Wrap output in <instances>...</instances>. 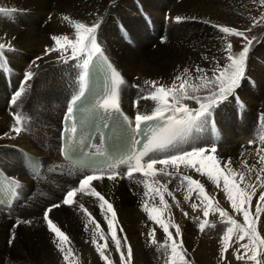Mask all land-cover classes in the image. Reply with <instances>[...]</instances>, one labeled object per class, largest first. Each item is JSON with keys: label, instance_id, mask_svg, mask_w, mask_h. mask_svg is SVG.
<instances>
[{"label": "bare ground", "instance_id": "bare-ground-1", "mask_svg": "<svg viewBox=\"0 0 264 264\" xmlns=\"http://www.w3.org/2000/svg\"><path fill=\"white\" fill-rule=\"evenodd\" d=\"M14 1L18 3L22 0H0V9L8 10L7 14L0 12V43H4L6 46L11 45L12 49H14L6 52L7 67L0 68V120L3 118L9 121L10 125L16 126V120L10 115H12V112L19 113L24 116L22 117L23 126L27 123L25 122L27 119L29 123L39 125L42 128V131L33 132V130L28 134L20 133L19 135H16L12 129L5 130L0 127V167L19 181L17 196L14 198L13 203L11 205L0 204V219L1 217L3 219L0 221V236L8 237L12 234V231L9 229L10 226L12 228L13 224L16 225L18 221H26L27 219L35 217H38L37 222L42 231L49 232L48 228L45 227L46 221L43 218L46 206L48 205L49 207L54 203L57 204V201H52L51 199L60 195V189L65 191L67 188L74 186L78 176L82 173L81 170L74 168L68 162L64 161L58 153L61 115L66 109V103L69 100L72 91L74 89L75 92L77 89L79 90V70L74 66L75 62L69 61L66 64L58 59V53H53L50 56L44 55L45 49L54 44L49 35L50 32H54L53 35L67 34L70 38L74 37V30L68 22L63 20L65 15L88 25L97 22L101 24L98 40L106 53L112 58L126 81L120 94L121 104L125 111L132 116H134L136 112V109L132 106L133 101L141 95L140 89L132 87V85L139 84L144 89H147L148 85H145V81H157L155 76L153 77L154 64L141 55L147 54L152 56L156 53L154 51L161 50L164 47V44L158 42L161 37H164V39L165 37L169 38V36L175 39L178 37H184L185 39L190 38V34L197 33L201 30L200 25H194V23L196 24V21L203 23V25H205V21H208L215 23V25L235 27L239 31H245L249 37L254 36L256 39L249 51L250 61L249 65H247L246 74L252 79H261L263 77L262 75H259V66L255 63L256 61L254 62L256 56L255 51L260 46L258 41L263 39L264 32V21L260 23L262 15L257 12L259 11V0H38L39 3L37 5L39 8L32 11L29 6L30 4L25 3H23V8L17 9ZM53 4L54 6L50 8ZM196 9H199L197 15H195L194 12ZM19 10L23 12H17ZM50 12H52L50 22L48 26L43 27L42 23L44 20H48L47 14ZM159 12L163 15V21L160 19ZM166 15L171 16L168 30L165 27L166 21L164 22V16ZM177 16L182 18L180 22L175 20ZM192 17H195V19H190ZM254 20L256 23H254ZM201 28H203V26ZM248 29H251V31H247ZM152 34L156 35V37H153ZM224 36L225 34L223 33H220L219 35V37ZM128 38L131 39L132 44L127 42ZM226 39L232 42L234 54L242 50L244 45L242 38L228 36ZM218 40L219 41L213 44L211 48L216 52L224 53V48L226 46H224L225 41L223 39ZM171 43L173 44V41ZM179 43L181 44V42ZM155 44L156 48L158 46L156 50L153 48ZM175 44L176 43L173 45ZM208 44L209 42L206 40H201L199 46L196 48L200 52L199 55L197 54V59L202 57L201 52H203L206 47H209ZM174 50L175 49H173V53H176ZM195 52L193 51V53ZM174 55L172 56L176 57V54ZM35 56L43 58L36 61V64H38L39 67L32 64L33 57ZM159 60L160 59H158V61ZM198 63V65H187L189 72L193 76V83H199V81L195 79L200 75V73L196 71L197 67L204 68L210 77L213 68L217 65L211 64L212 62H206L204 59L199 60ZM225 63L226 59L224 62L221 60L219 61V66L223 67ZM165 64L166 63L164 62L163 66L159 65V67L163 68ZM173 67L176 69L175 66ZM4 70L9 71L11 88H8L6 83ZM24 70H32L36 75L34 79L29 82L30 87L24 94H22L17 105H13L9 99V91L14 90L15 86H21L19 79L23 76ZM163 70H166V73L172 71V69L169 70L165 68H163ZM135 72L139 75L138 79L135 77ZM168 78L169 77H167V80ZM262 82V84H264V78ZM170 83L172 82H169V84ZM248 86V82H242V86L237 91L241 94L246 93L248 97H260L261 99H264V90H262L260 94H256L254 92L255 90L249 92L247 89ZM143 94H147V91ZM198 94L205 96L207 95V90L202 89ZM184 103L190 108L199 107L194 100H186ZM141 106L142 111L151 112L155 107V104L148 100L141 101ZM8 107H10L11 111H9L7 116L6 112ZM249 107L254 110V113H256V111H264V109L258 108L257 105L247 106V109H249ZM237 108L238 106H233V102L227 103L214 113V117L216 116L218 121L217 122L214 118L220 131L219 138L212 134L210 135L209 126H206L201 132L199 131L195 134L198 137V140L195 142L203 146L206 144H216L224 138L225 134L229 137H234L235 140L240 136H246L248 139L251 138L252 135L250 134H254L252 130H254L253 128L256 125V118L253 122V118L255 117L254 113L251 118L250 110H247L246 105H243L241 106L240 117H238ZM232 109H234L233 115L235 116L232 115ZM214 139H217V141ZM222 141L220 142L221 147H219V145L217 147L216 155L219 159L223 162L230 158L234 169L245 172L246 178L251 177V180H248V182L255 184L252 178H257L255 177L257 174L256 171L260 173L259 170L262 167L258 162L259 157L257 156V152L253 148H246L236 144L237 142L229 141L227 144H222ZM232 143H234L235 146L232 145ZM15 144H23L20 146L29 148L30 152L34 153L40 159L41 168L38 172H31L27 168L24 162L23 151L20 149L19 153V151L14 148ZM242 145L247 146L248 144ZM181 147L188 148L189 145L183 144ZM220 148V152L229 153L228 155L231 156L219 153L218 151ZM262 149H264V147ZM244 160L250 161V165L248 166L255 165V170L247 172L242 165ZM221 166L223 167V163ZM160 167L161 166L159 165L157 166V168ZM118 170L121 172L124 171V169H121L120 167ZM185 170L187 171L184 174L181 172V174L192 175L193 178L199 179L201 183L205 185L207 192L211 193V191H215V184L206 176L194 173L191 169ZM262 174L264 175V173ZM135 176L139 175L134 174V177ZM158 177L164 179L161 183H166L169 179V177H165L162 174H158ZM127 180H129L127 177L124 179H117L116 181L119 182L114 184L116 182L105 178L104 183L107 184L106 187H100L99 183L101 182L98 181H94L93 186H95L97 191L101 192L111 203L115 202V209H124V212H118V214H116L121 220L129 214L127 219L128 222H145L149 224L148 222L152 221L149 220L148 214L141 215L131 213H137L139 210L138 208L127 210L129 204H131L130 192L125 190L126 193L123 194V196L127 195L124 197L121 195V190L128 188V186L123 184V182ZM121 183L122 185H118ZM108 184H111L112 186L117 185L118 188L112 189L113 187ZM167 187L177 198L186 195V189L184 188H182L181 191H176L177 187H180L178 177H172L171 183H169ZM128 189H130V187ZM80 195L81 194H78L75 199ZM108 195L112 196V198ZM195 196L196 193H193L192 197ZM21 198L25 201V204H23V202L18 204V201ZM190 199L187 200V203H183V209L185 207L191 208V204L194 203V201H190ZM153 200L159 202V197L156 196ZM82 204H84L89 212L92 213V218L97 216L96 211L99 208V202L95 197L88 196V200H84ZM75 205L76 204L72 206L62 205L60 209H62V211L72 209ZM141 210H143L142 207ZM52 212L49 213V218L53 219L56 224H58L59 218L64 227L72 232L75 231L77 225L73 219L66 218V220H63L62 217H59V214L57 215V209H54ZM81 213L83 212L79 208L75 211V214ZM56 215L57 217H55ZM6 217L8 221L13 219L11 224L5 221ZM19 227L22 230H27L33 226L21 223L19 224ZM35 238L38 237L36 236ZM43 248L44 249L41 248L43 251L41 253V258L44 264H57L60 260L63 262L62 264H67L64 262L63 254L54 245ZM78 249L82 252L81 257L84 258V260L88 257L89 262L92 260L89 264H95L94 260L98 258V252L96 251L94 244L91 245L90 243L86 246L80 244ZM149 250L151 249L149 248ZM145 256L147 257V255ZM85 261L87 264L88 261Z\"/></svg>", "mask_w": 264, "mask_h": 264}, {"label": "snow or ice", "instance_id": "snow-or-ice-1", "mask_svg": "<svg viewBox=\"0 0 264 264\" xmlns=\"http://www.w3.org/2000/svg\"><path fill=\"white\" fill-rule=\"evenodd\" d=\"M264 4V0H261ZM0 12L7 14L8 10L0 9ZM181 17L177 16L175 20L181 21ZM190 19H195L192 17ZM264 20V17L261 18ZM63 20L68 22L74 30V37L70 38L67 34L53 35L51 40L54 42L53 46L45 49L44 55L50 56L53 53H58V59L64 63L69 61L75 62L74 66L79 70L78 79L80 82L79 91L75 94L66 108L65 122L70 126L64 129L65 133H70L69 139L65 140V145L62 148L63 154L67 155L72 148L69 142L74 138L78 132V124L86 125L89 118H94L101 123L102 128H108L121 142L129 141L132 150H130L126 157H121L116 161L105 160L106 166H99L96 162H85L88 166L85 174L79 180L77 186L70 188L59 204H52L44 212V220L51 233L54 234L52 243L63 254L65 261L71 264L70 257L72 256V249L66 247L69 237L64 231L49 218V213L54 209H59L62 205L72 206L77 204L78 208L89 217V223L94 224L93 240L96 251L99 256L106 262V264H113L112 259L106 255L108 249V238L100 229V225L95 223L92 218V213L82 203H77L76 197L78 194H85L95 197L99 202V208L102 210L104 219L110 232V239L115 245L116 251L119 252L120 264H130L133 250L130 244L127 243V236L118 237L116 221V212L113 204L105 198V196L97 191L93 186L94 181L103 182L105 178L115 182L117 179L129 180L135 179L134 173H139L143 176L142 181L146 191L144 196L149 199L159 197L158 206L150 205L148 200L143 202V211L148 214V218L163 229L166 234V240L161 247L165 248L168 253V264H190L186 258V249L183 248V241L174 238L173 233L169 231V227H174L177 237L181 236V229L178 224L166 223L161 218L162 209H170V205L165 200V193L175 200V195L168 190L167 185L171 183L172 177L179 178L180 187L176 191L186 189L184 199L187 201L196 193V199L200 204L192 203L193 210L198 207L203 212L204 219L199 223L201 232L205 230L206 225H209L210 212H217L222 220L226 221V230L222 236L221 257L226 258L225 253L228 252L233 237L238 241H243L247 238V243L240 245L244 250L243 255L239 254L240 249H237L238 260L247 259L253 261L254 264H264V236L260 235L257 230V220L250 214V207L252 200L257 196V187L253 183L245 182V172L234 169L232 161L229 158L227 161H221L216 155L217 147L215 144L203 146L195 141L198 137L195 135L206 126L215 125L214 113L227 103H236L242 106L237 90L242 86V82H247L246 74L247 62L249 58L250 48L256 39L254 36L249 37L245 31H239L235 27L212 25L221 33L225 34L222 39L228 36H235L242 38L244 45L242 50L238 53H233V45L231 42L226 43L225 51L227 53L226 63L223 67L219 66L217 62L216 67L212 70V75L209 77L204 68L197 67L196 71L200 73L195 79L199 83H193V76L188 69L177 75L170 86L158 84L157 81H145L148 85L144 89L139 84L132 85V87L140 89L141 95L133 101V108L136 109L134 118L128 117L121 108V90L125 85L121 73L110 62L109 57L105 53V49L101 46L98 40L99 30L101 24L99 22L92 25L74 20L65 15ZM205 23H209L205 21ZM254 23L256 21L254 20ZM247 31H251L248 29ZM11 45L0 43V68L7 67L6 52L12 51ZM43 59L37 56L32 64L39 67L36 61ZM207 59V57H205ZM102 65L106 68L109 76V86L103 94L97 93L96 97L89 98L86 92L90 91V68ZM36 73L28 70L24 73L23 83L11 98V103L17 105L22 94H24L30 87L29 82L32 81ZM138 79V78H137ZM179 82V83H177ZM207 90V95L201 96L198 93L201 90ZM147 91V94H143ZM152 101L155 107L151 112L141 110V101ZM194 100L199 107L190 108L184 101ZM77 112L80 113L79 120L77 119ZM16 126L12 131L19 135L24 131L23 118L19 113H14ZM260 119L264 121V113H261ZM261 144H264V135L259 137ZM143 141V143H142ZM254 143V141H249ZM188 144V148H183L181 145ZM139 146V147H137ZM264 149L257 150L259 157V164L262 165L260 173H264ZM103 155V153H99ZM33 169L39 167L38 160L30 161ZM223 163V167L221 164ZM120 165L126 166V171H119ZM161 166L157 168V166ZM181 166L186 169H191L194 173L201 176H206L218 188L226 194L227 199L231 202V207L237 214H242L244 224H240L227 211L219 206L215 197L210 195L199 179L193 178L192 175L181 174ZM243 167L247 172L255 170V165L248 166L247 161L243 162ZM173 169V171H169ZM158 174L169 177L166 183H161L157 179ZM259 180V177H258ZM12 181V183H9ZM5 184L9 188L14 189L19 184V181H13L11 177L5 178ZM243 185V186H242ZM260 189H264V180H259ZM150 193L152 195H150ZM258 200L261 204L256 206V213L264 212V191H260ZM176 206H180V202L176 201ZM183 211V209H181ZM111 214L110 217L108 214ZM187 216L188 213L184 212ZM170 216V213H169ZM199 219V218H197ZM31 224V221H18L19 224ZM214 226V225H213ZM87 227L85 231H87ZM122 233L123 228L119 227ZM97 233L99 239L104 240L101 244L97 240ZM150 241L152 244H157L155 238V229L149 232ZM15 239L13 235L10 243ZM123 241V243H122ZM250 253V255H249Z\"/></svg>", "mask_w": 264, "mask_h": 264}, {"label": "rangeland", "instance_id": "rangeland-1", "mask_svg": "<svg viewBox=\"0 0 264 264\" xmlns=\"http://www.w3.org/2000/svg\"><path fill=\"white\" fill-rule=\"evenodd\" d=\"M184 1H186V0H184ZM23 3L30 4L29 6L31 8V11L39 8V6L37 5L39 3L38 0H35V1L34 0H22L21 2H18V3L15 2V5H16L15 7H17V9H21V8H23L22 7ZM52 6H54V4L51 5L50 8ZM53 9H54V7H53ZM258 10H259V11H257L258 14L262 15L261 18L264 17L263 16L264 15V4L261 3V0H259ZM17 12L21 13L23 11L19 10ZM194 12H195V15H197L199 12V9H196ZM47 15H48L47 16L48 20L43 21V23H42L43 27L48 26L52 12L48 13ZM159 16H160L161 21H163L162 13L159 12ZM170 17H171L170 15L164 16V22L166 21L165 27L167 30H168L169 23L171 21ZM27 18H25V19L28 20ZM263 21L264 20L261 19L260 23H262ZM206 24L207 23H205V25H203V23L196 21V24L194 23V25H197V26L200 25L201 30H199L197 33L190 34V38H188V39H185L184 37H183L184 40L182 37H178L177 39H175V38L170 37V36H169V38L165 37V39H164V37H161L158 42H160V44H164V47L158 51V50H156L158 48V46H157V48H156V44L153 46L154 50H156L154 52H156L157 54L155 53L152 56L147 55V54L141 55V56H144V58H146L152 64H154V66L152 65L154 68L153 77L155 76V78L157 79V82L159 84L170 86L173 83V80H174L173 78H175L177 76V74L179 75V73L181 74L184 71V69H188L187 65L188 66H189V64L190 65H193V64L198 65L199 64L198 61L201 59H204L206 62H212L211 64H213V65L217 64V62H219L221 60H222V62H224V60L226 59V55H227V53L225 52V48H226L225 45L227 42H231V41L228 39H223L225 41L224 42V46H225L224 53L216 52L214 49L212 50L211 46L213 44H215L216 42H218L219 41L218 39H220V40L222 39V37H219L221 32L217 28L212 27V25H215V23L209 22L207 25ZM114 25H115V23H114ZM202 26H203V28H201ZM53 34H54V32H52V33L50 32L49 35L53 36ZM204 34H205V36H204ZM153 37H156V35H153ZM207 37H209V38H207ZM127 40H128L127 42L129 44H132V41L130 38H128ZM169 40L171 42L173 41V44L174 43H176V44L173 45ZM201 40H206L207 42H209V44H208L209 47H206V49L203 52H201L202 55L200 54L202 57L200 59H197L200 52L196 48L199 46V43L201 42ZM179 42H181V44ZM258 44L260 46L255 51L256 56H255L254 62L256 61L255 63H257V65L259 66V75H262L263 77L261 79H253L252 83L254 85L251 84V81L249 82V80H247L248 85H249L247 87V89L249 90V92L251 90L252 91L255 90L254 92L256 94H260L262 92V90H264V84H262L263 83L262 81L264 78V73H263L264 72V32H263V39L259 40ZM169 46H171V47H169ZM171 48L175 49L174 52H176V53H173V49H171ZM168 49H169V51H168ZM179 50H180V53H179ZM182 50H184V51H182ZM145 51H148V50H145ZM161 51H163V52H161ZM193 51L194 52L196 51V52L193 53ZM169 52H171L172 54ZM144 53H146V52H144ZM174 54H176V57H174L175 56ZM172 55H174V56H172ZM36 57L37 56L33 57V61L36 59ZM205 57H207V59H205ZM257 57H259V58H257ZM158 59H160V60L158 61ZM249 61H250V56L248 58L247 65H249ZM164 62L166 64L164 65L163 68L169 69V70L172 69V71L166 73V70L164 71L162 67H159V65L163 66ZM173 66H175L176 69ZM135 77L139 78V75L136 74V72H135ZM167 77H169L168 78L169 81L167 80ZM169 82H172V83L169 84ZM19 83H20V79H19ZM177 83H179V82H177ZM21 85H22V83H21ZM12 91H9V92H12ZM241 98L245 103L243 105H246V109H247V106H250V105H255V106L257 105L258 108L264 109V99L263 98L261 99L260 97L259 98L248 97L246 93H242ZM233 106L237 107L238 104L236 106V103L233 102ZM247 110H250L251 118H252V114L254 113V110L251 107H249V109H247ZM9 111H11L10 107H8V110L6 112L7 116H8ZM233 112H234V109H232V115L234 114ZM258 112L259 111H256V113H254L255 117L253 118V122H254V119L257 117ZM12 113H14V112H12ZM21 116L24 117L22 114H21ZM233 116H235V115H233ZM214 118L216 119V116ZM216 121H217V119H216ZM26 122L27 123L24 126V131H22L21 133H27L28 134V133H31L33 130H34L33 132L42 131V128L39 125L29 123V121H26ZM0 127H2L5 130L11 129L9 121H7L3 118L0 120ZM201 131L202 130H200V132ZM252 132H253V130H252ZM250 135H252L251 138H253V139H251V138L248 139V137H246V136H240V137H237L235 140L234 137L232 138V136L229 137L225 134V136L223 138L224 140L222 139L223 141L222 140L221 141H222V144H227L229 141H233L235 143L237 142L236 144H239V145L246 147V148L247 147L253 148L256 152L258 149H262L264 147V144L261 145L259 137L264 135V128L257 129L254 134H250ZM249 141H254V143L250 144ZM220 142H217L219 147H221ZM242 144H248V145L244 146ZM20 145H23V144H15L14 145V148L17 149L19 151V153H20V148H23V149L25 148V149L29 150V148H26V147L20 146ZM232 145L235 146L234 143H232ZM220 150H221V148L219 149L218 152L222 154L223 152H220ZM228 154L229 153H223V155L231 156ZM244 161H247V164L250 165V161H248V160H244ZM185 169L186 168L181 166V172L183 174L187 171ZM169 170L173 171V169H169ZM256 173L257 174L255 177H257V178H252V179H253V182L255 183L256 187H257V196L254 197L252 200V204L250 207V214L254 218H256L257 230L260 232L261 236H264V212L257 214L255 211L256 206L258 204H261V202L258 200V196L260 194V191H264V189H260L259 180H264V175L262 173H259L258 171H256ZM258 177H259V180H258ZM143 179H144L143 177L135 176L134 180H131V181L127 180V181L123 182V184L128 186V188L130 187V189L124 188L121 190L122 191V193H121L122 197L127 195L126 194L123 196V194H125L126 191L130 192V196H131L130 203L131 204H129L127 210H129L131 208H138L139 209L137 213L131 212L133 214H141V215L147 214L146 212L144 213V211L141 210V207L143 209L144 200H148V203L150 205L158 206V202L144 196V192L146 191V189H145L143 183L138 182V181H142ZM157 179H159L160 181L164 180L162 177H157ZM248 180H251V177L246 178L245 182L250 183V182H248ZM104 182L105 181L99 183V186L100 187H102V186L106 187L107 184H105ZM115 182L116 183H114V184H117L119 181L118 182L115 181ZM108 185L112 186L111 184H108ZM118 185H122V183L118 184ZM112 187H113L112 189L118 188L117 185L112 186ZM61 190L62 189H60V195L58 197H54L53 199H51L52 201H57V202L60 201L61 195L64 192L63 190L62 191ZM209 194L213 195L215 197V201H218L219 206L221 208H223L225 211H227L230 215H232L233 218L235 220H237L238 223L244 224L243 215L235 213V211L231 207V202L227 199V196L222 191V188H218L215 185V191L214 192L211 191V193L209 192ZM150 195H152V194L150 193ZM109 197L112 198V196H109ZM175 198L176 199L173 200L172 197H169L165 193V200H167L168 204L170 205V209H162L161 218L164 219L166 223H169L171 221V223L178 224L180 226L182 235L179 237L176 236L175 229H174V227H171V224L169 227V231H171L173 233L174 238L183 241V248L184 249L187 248L186 249L187 250L186 251V258L189 260L190 264H254L253 261H249L247 259L238 260L236 258V256H237L236 250L240 249L239 254L243 255L244 250L242 248H240V245L243 243H247L248 241H247V238L243 241H238L235 236L233 237L232 241H230L231 246H230L228 252L225 253L226 258L222 259V257H221L222 236H223L224 231L226 230V221L221 219V217L219 216V213H217L215 211L210 212L209 217L207 218L209 220V225H206L205 230L203 232H201L199 229V223L201 220L204 219L203 212H202L201 208L198 207L197 209L193 210L192 207L191 208L185 207L183 209L182 205H183V203H187V201L184 199L183 196H181L179 198H177V197H175ZM84 200H88V195L81 194L77 200V203H83ZM176 201L180 202L179 207L176 206ZM190 201H194V203H197L198 205L200 204V201L196 199V196L192 197L190 199ZM21 202H23V204H25V201L22 198L18 201V204H20ZM112 204H114L113 205V208H114L115 202H113ZM77 209H78L77 204L72 209H68V210H64V211H62V209H60V208L57 209L58 210L57 215L59 214V217H62L63 220H66V218H71L75 221L77 227H76L74 232H72L68 228L64 227L62 225V221L59 218H58L59 221H58L57 225L69 237V241H68L66 247H70L72 249V256L70 257L71 258L70 261H72L71 264H84V263L86 264L85 260H87L88 261L87 264H89L92 260H90V262H89L88 257H86L84 260V258L81 257L82 252H80L78 247L80 244H83L84 246H86V245L91 243V245H93L92 240H93L94 224L89 223V217L86 214H84V213L75 214V211ZM181 209H183V211H181ZM114 210H115V212L117 211L116 214H118V212L119 213L124 212V209L119 210V208H117V209L114 208ZM184 212H187L188 215L185 216ZM169 213H170V216H169ZM96 214H97V216L94 218L95 223H98L100 225V229L104 232L105 236L108 238V249L106 250V255H108L110 257V259H112L113 264H120V260H119L120 254L118 251H116L115 245H114V243H112V241L110 239V232H109V229L107 226V222L104 219V215L102 214V210L100 208H98V210L96 211ZM57 215L55 217H57ZM108 215L110 217L111 214L109 213ZM128 215L125 216V218H123L122 220L119 217H117V215H116V221L114 223L118 224L119 227L123 228L122 233L119 231V227L117 228V236L122 238L123 236L126 235L127 236V243L130 244L132 247L133 255H132L130 264H132V263L133 264H139V263L140 264H168V253L166 252L165 248L161 247L163 242L166 240V234L163 232V229L160 227V225L157 224L156 222L152 221V220H151L152 222H148L149 224H147L145 222H134V223L128 222V220H127ZM197 218H199V219H197ZM2 220L3 219L1 217L0 221H2ZM21 220H22V218H21ZM37 220H38V217L27 219L26 221H31V224H27V225L33 226L32 228H29L27 230H24V229L22 230L20 228L21 226L19 227V226H17V224L16 225L13 224L12 228H11V226L9 227V229L12 231V234L9 235L10 237L9 236L8 237L0 236V264H40V263L44 264L42 262V258H41V253L43 252L42 249H44L43 247H49V246L54 245L52 243V240L54 238V234L51 233L50 231L49 232L42 231L41 227H39ZM5 221H7L11 224L13 219L11 221H8V219L6 217ZM56 222H57V220H56ZM45 227H47V223H45ZM86 227L88 229L87 231H85ZM153 229H155V238L158 241V243L155 245L151 243L150 237H149V232H151ZM13 235L14 236L16 235V238L14 239L15 242H14V240H12V242L10 243L7 240H10ZM36 236L38 238H35ZM38 239H39V241H38ZM97 240L101 244L104 243V242H102L104 240L99 239V233H97ZM34 243H36V244H34ZM122 243H123V241H122ZM149 248L151 250H149ZM262 251H264V250H262ZM136 252H137V254H136ZM141 252L143 253V256H142ZM158 253H160V254H158ZM145 255H147V257ZM249 255H250V253H249ZM97 256H98V258H96L94 260L95 264H106V262L99 256V253ZM261 259H264V257H261ZM64 262L69 264L68 261H64ZM62 263L63 262L61 260L59 262H57V264H62Z\"/></svg>", "mask_w": 264, "mask_h": 264}]
</instances>
